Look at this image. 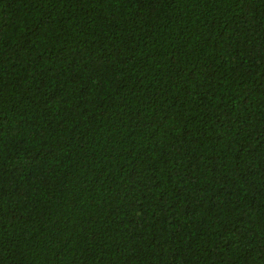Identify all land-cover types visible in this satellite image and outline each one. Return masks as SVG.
<instances>
[{"label": "trees", "instance_id": "1", "mask_svg": "<svg viewBox=\"0 0 264 264\" xmlns=\"http://www.w3.org/2000/svg\"><path fill=\"white\" fill-rule=\"evenodd\" d=\"M0 264H264V0H0Z\"/></svg>", "mask_w": 264, "mask_h": 264}]
</instances>
